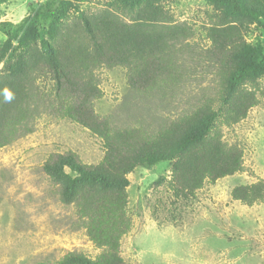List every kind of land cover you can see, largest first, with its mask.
I'll list each match as a JSON object with an SVG mask.
<instances>
[{
  "label": "trees",
  "instance_id": "16d2710c",
  "mask_svg": "<svg viewBox=\"0 0 264 264\" xmlns=\"http://www.w3.org/2000/svg\"><path fill=\"white\" fill-rule=\"evenodd\" d=\"M86 1L43 0L19 23H0L7 38L0 57V149L30 134L42 114L69 119L99 138L104 155L95 165L66 152L42 166L59 201L74 207L88 240L101 249L94 259L70 252L56 264H130L120 257V240L131 229L127 176L136 168L168 163L176 201L192 200L206 182L243 171L241 148L227 145L221 129L245 119L259 103L264 44L246 38L264 31V0H207L215 12L206 29V55L219 79L218 96L153 130L117 128L96 115L93 102L102 93L95 70L125 67L131 92L171 88L180 81L190 28L173 23L163 7L167 0H117L108 4L114 10L97 13L80 9ZM43 78L51 82L48 94L36 86ZM230 197L246 206L263 202L264 181L235 186Z\"/></svg>",
  "mask_w": 264,
  "mask_h": 264
},
{
  "label": "rangeland",
  "instance_id": "374dc122",
  "mask_svg": "<svg viewBox=\"0 0 264 264\" xmlns=\"http://www.w3.org/2000/svg\"><path fill=\"white\" fill-rule=\"evenodd\" d=\"M42 1L0 0V23H19ZM116 1L89 0L80 9L114 10L108 4ZM163 7L173 23L184 24L192 34L179 62L180 81L150 94L136 93L128 88L125 67L96 69L102 95L93 102L94 112L110 118L117 128L153 130L218 96L219 79L206 55L210 45L206 29L214 6L207 0H167ZM255 37L264 44V31H253L246 39L253 42ZM6 40L0 32V57ZM36 86L48 94L50 79L43 78ZM256 95L259 103L245 119L221 129L223 141L242 150V172L214 184L206 182L188 201L174 200L168 163L138 167L127 176L131 229L120 240L124 262L264 264V201L246 206L230 197L235 186L264 181V79ZM66 152L76 154L85 165L99 163L104 155L102 141L88 130L46 114L34 121L30 134L0 149V264H56L70 252L91 259L101 252L88 240L74 207L59 201L57 185L42 170L51 155ZM161 177L164 181L156 185Z\"/></svg>",
  "mask_w": 264,
  "mask_h": 264
},
{
  "label": "clouds",
  "instance_id": "9594fccd",
  "mask_svg": "<svg viewBox=\"0 0 264 264\" xmlns=\"http://www.w3.org/2000/svg\"><path fill=\"white\" fill-rule=\"evenodd\" d=\"M12 97H11V94L8 93V92H5V99L6 100H10Z\"/></svg>",
  "mask_w": 264,
  "mask_h": 264
}]
</instances>
